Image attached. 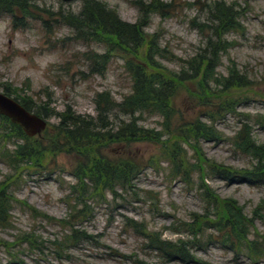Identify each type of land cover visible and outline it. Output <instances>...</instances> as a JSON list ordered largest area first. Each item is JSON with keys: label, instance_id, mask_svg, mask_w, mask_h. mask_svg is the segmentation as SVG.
Here are the masks:
<instances>
[{"label": "rangeland", "instance_id": "obj_1", "mask_svg": "<svg viewBox=\"0 0 264 264\" xmlns=\"http://www.w3.org/2000/svg\"><path fill=\"white\" fill-rule=\"evenodd\" d=\"M22 1L23 6L18 11L0 16V92L5 88L13 89L21 97L32 100L36 108L52 114L53 117L46 120L48 130L58 124V115L67 109L81 117L95 118L94 102L98 94L107 92L117 104L122 103L133 86L127 68L129 58L118 50L110 54L103 43L78 36L73 23L67 20L79 17L91 0H74L69 4L60 0ZM95 1L130 25L148 16L143 33L147 38L156 36L158 47L163 51L160 62L174 72L181 71L183 62L205 49L211 36V15L218 5L238 13L237 32L225 37L232 47L220 55L215 74L227 77L231 71H238L247 79L248 87L233 90L227 93L228 97L221 98L236 102V115L226 114L214 125L223 141L202 142L200 147L206 159L218 165L233 170L250 169L252 160L235 152L232 141L242 122H248L254 141L264 145V0H159L171 5L166 17L141 13L139 6L152 0ZM189 89L195 91L194 86ZM188 96L183 90L177 99L178 111L187 121L199 116L194 100ZM215 110L213 107L212 111ZM161 124L158 116L144 115L139 119L141 127L163 133ZM0 129H4L1 121ZM47 137L48 133H42L40 137L28 138L27 146L35 154L20 164L13 163L14 169L8 161H0V183L6 181L12 186L10 220L6 227L0 228V243L16 247L22 237L42 240L39 249L24 252L26 247H19L15 258L9 260L0 251V264H180L163 261L149 249L146 238L156 234L168 242H191V237L171 231L178 224L190 223L193 215L204 214L198 175L189 183L174 180L170 177L169 165L159 158L157 148L135 147V155L144 161L155 159V162L134 182V195L119 191L118 197L113 198L107 194L98 206L94 205L91 218L74 223L75 230L95 237L96 245L80 242L76 247L60 250L57 242L67 236L69 230L55 222L69 221L72 210L80 208L76 205L78 198L70 193L71 187L76 185L72 176L76 164L63 154H51ZM9 141L6 149L10 153L15 146L25 144L18 137ZM186 150L188 159L193 162L192 152ZM121 152H124L123 147L110 148L112 156ZM0 155H3L1 145ZM205 184L220 199L236 201L248 218L264 200V187L234 185L217 178L205 180ZM50 220L55 222L50 223ZM130 222L139 228L132 231ZM254 227L264 235V221L255 222ZM249 238L253 240L254 235L251 233ZM202 244L203 249L194 252L202 264H264V259L252 263L245 257H236L219 245H210L206 238ZM112 252L119 257L111 255Z\"/></svg>", "mask_w": 264, "mask_h": 264}, {"label": "trees", "instance_id": "obj_2", "mask_svg": "<svg viewBox=\"0 0 264 264\" xmlns=\"http://www.w3.org/2000/svg\"><path fill=\"white\" fill-rule=\"evenodd\" d=\"M22 6V0H0V16L12 15ZM139 7L143 14L166 17L171 5L152 0L149 4ZM213 13L211 36L205 49L188 62H183L179 72L169 70L160 62L163 59V51L158 47L156 36L147 38L143 33L148 16L144 21L130 25L122 22L117 14L104 4L91 0L86 3L79 17L67 18L73 23L78 36L103 43L110 54L118 50L129 58L127 68L133 86L131 93L123 98L120 104L107 92L98 94L94 102L95 118L81 117L67 109L58 115L56 126L48 130L47 125L43 132L48 133L46 142L51 154H63L73 159L76 164L72 175L76 185L71 187L70 193L78 198L79 203L76 205L80 208L72 210L69 221L50 220V223L55 222L69 230L68 235L57 242L58 249L76 247L80 242L96 245L95 237L75 230L74 223L91 218L95 211L94 205L98 206L107 194L113 198L118 197L119 191L125 195H134V182L155 159L144 161L133 153V149L150 145L157 148L159 158L169 165L172 179L189 183L194 175H198L199 190L202 192L205 208L203 215H193L190 223L178 224L174 231H171L176 235L191 237V242H168L155 234L146 238L149 249L167 263L202 264L194 252L203 249L202 241L206 238L210 245H219L222 250L234 253L236 257H245L252 263L264 259V235L259 234L254 227L255 222L264 221V200L252 213L251 218H248L236 201L220 199L205 184V180L217 178L234 185L264 187V145H257L254 141L248 122H242L232 145L235 152L252 160L250 169L233 170L209 161L202 154V142L223 141V137L214 127L217 121L226 114H232L234 117L236 115V102L223 101L221 98L228 97L227 93L233 90L241 91L248 87L247 79L238 71H231L227 77L215 74L220 55L226 54L232 47L225 37L237 32L239 15L232 8L222 4L218 5ZM15 20L19 21L16 17ZM190 86H194L195 91L191 92ZM183 90L194 100V109L199 115L194 120H185L178 111V94ZM2 94L44 120L53 117L45 110L36 108L32 100L21 97L13 89L5 88ZM216 103L218 104L215 105ZM213 107L215 112L212 111ZM144 115L160 117L163 133L141 127L139 119ZM244 118L248 121L247 117ZM119 119L121 120L118 122ZM0 121L4 127L0 129L3 153L0 155V161H8L7 163L12 165L22 163L27 157L31 159L35 153L27 146L28 138L7 119L0 117ZM14 137H18L25 144L15 146L16 149L10 153L6 146L10 142L9 139ZM113 146L123 147L124 152L110 155V148ZM27 148L28 154L25 155ZM186 149L192 152L193 162L188 159ZM10 168L14 169L13 165ZM8 183H0V228L6 227L10 220L12 194L9 191L12 186ZM41 218L49 220L46 216ZM67 223L72 224L68 226ZM130 224L132 231L139 228L134 222ZM209 232L216 236L209 235ZM251 233L254 235L253 240L249 238ZM41 241L22 237L18 239L16 247L15 244L9 246L10 244L5 242L0 243V251H3L9 260L15 258L17 248L26 247L24 252H28V249H39L42 246ZM112 253L114 257H119L118 253Z\"/></svg>", "mask_w": 264, "mask_h": 264}, {"label": "water", "instance_id": "obj_3", "mask_svg": "<svg viewBox=\"0 0 264 264\" xmlns=\"http://www.w3.org/2000/svg\"><path fill=\"white\" fill-rule=\"evenodd\" d=\"M69 4L74 0H60ZM249 1V0H246ZM0 117L7 119L10 124L18 127L27 138L40 137L46 130L44 119L26 111L20 104L0 92Z\"/></svg>", "mask_w": 264, "mask_h": 264}]
</instances>
